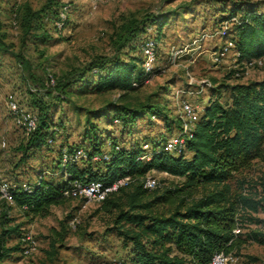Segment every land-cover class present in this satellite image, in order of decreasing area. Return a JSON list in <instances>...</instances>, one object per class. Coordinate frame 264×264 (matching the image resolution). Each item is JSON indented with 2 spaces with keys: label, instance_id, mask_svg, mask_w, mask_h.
Masks as SVG:
<instances>
[{
  "label": "rangeland",
  "instance_id": "obj_1",
  "mask_svg": "<svg viewBox=\"0 0 264 264\" xmlns=\"http://www.w3.org/2000/svg\"><path fill=\"white\" fill-rule=\"evenodd\" d=\"M234 1L259 2L264 9V0H109L96 5L88 0H0L2 31L9 44L7 50H0V179L15 185L34 183L40 176L58 181L60 149L65 151L68 146L90 149V142L84 136L88 119L97 126L95 132L101 149L109 150L114 140L124 148L142 144L148 153L150 144L143 145L145 141L170 137L178 130L176 126L168 130L162 116L150 119L148 105H160L168 120L175 117L180 125L181 101L187 99L193 103L200 115L208 99L214 98L210 83L214 86L219 82L260 79L264 75V56L258 58L260 63L247 68L234 58L232 50L219 60L213 58L214 50L225 41L218 36L221 13L227 14ZM45 3L58 11L66 6L63 24L57 25L58 16L51 19L43 16L37 25L25 29L22 23L25 8L38 9ZM13 11H17V17ZM146 16L164 19L160 33L151 25L146 33L145 29L132 42L116 50L111 35L119 25L125 19ZM227 25L230 27L228 22ZM156 34L154 70L136 88L96 91L92 87L96 70L79 76L96 55L141 57V41ZM17 53L20 59L15 56ZM49 75L54 77V83L49 81ZM10 93L22 112L41 117L39 104L48 109L49 125L54 127L51 141L23 152L32 131L25 129L9 110ZM227 98L228 93L223 91L220 100L225 102ZM122 105L144 106V109L132 122L111 123L114 113H118L117 107ZM104 106L107 115L92 114ZM76 161L79 167L91 165L93 169H103V163L88 159L87 153ZM146 175L155 179L152 191L180 184L183 179L157 169H150ZM229 183L233 192L264 193V159H256L235 173ZM211 187L191 188L188 199ZM7 205L0 201V232ZM8 207L9 220L5 224H20L22 233L8 238L6 246L14 245L17 249L0 264H107L133 256L132 243L118 233L113 222L116 211L103 210L99 201L84 196L68 198L51 206L48 215L33 218L14 204ZM167 209V205L161 204L153 207L161 212ZM249 213L252 219H244L240 231L255 229L264 234V212ZM23 235L29 238L21 239ZM27 247L30 250L24 252ZM230 258L232 264H264V244L246 241Z\"/></svg>",
  "mask_w": 264,
  "mask_h": 264
},
{
  "label": "trees",
  "instance_id": "obj_2",
  "mask_svg": "<svg viewBox=\"0 0 264 264\" xmlns=\"http://www.w3.org/2000/svg\"><path fill=\"white\" fill-rule=\"evenodd\" d=\"M50 6L45 3L38 9L26 7L23 27L30 29L43 16L47 19L57 17L59 11ZM13 13L17 17V11ZM223 21L231 22L228 33L239 52V62L264 56V9L260 8L259 2H231L228 13H221L220 22ZM164 24V19L157 16L125 19L111 35L112 45L119 50L149 25H155L156 33H160ZM2 27L0 19V50H7L9 44L4 40ZM155 39H158V34ZM15 56L21 57L18 53ZM92 70L97 71L92 85L94 90L119 88L125 91L141 85L154 69L145 72L138 55L130 54L125 59L117 54L113 57L96 55L79 76L83 77L86 71ZM231 73L233 71L228 77ZM209 87L214 98L208 99L180 153L164 150L166 137L153 142L145 141L144 144H150L148 153L142 144L124 148L114 140L110 149L105 151L99 147L96 124L88 119L84 136L90 142V149L84 151L88 159L102 162L103 169H93L91 165L79 167L76 160L63 162V149H60V179L54 181L40 176L34 183H28L29 189L17 184L12 192L14 206L29 218L44 217L49 214L51 206L72 198L64 192L75 182L84 184L100 180L111 184L119 177L130 175L134 180L109 193L101 201V208L116 211L113 222L118 233L132 243L131 259L141 264H206L213 253L222 251L231 254L246 241L264 244L262 232L255 229L240 231L243 220L252 219L249 212H264V193H256V190L233 192L229 183L235 173L249 167L256 159H264V75L245 82H219L214 86L210 83ZM223 91L228 93L225 102L220 100ZM39 106L41 117L37 115L36 127L23 145L24 153L49 142L48 139L52 140L54 127L49 125L48 109L41 104ZM117 109L118 113H114L111 123L115 119L129 123L142 112L144 106L129 108L122 105ZM146 111L149 118L162 116L168 130L173 126L179 127V120L175 117L168 120L169 116L160 105H148ZM107 112L104 106L93 110L92 114L100 116L107 115ZM74 149L68 146L64 150L70 153ZM150 169L183 179L180 184L152 191L142 183V178ZM199 185L212 187L200 196L188 199L191 188ZM159 204L167 205V211L153 210ZM8 209L7 205L2 213L0 262L17 249L14 245L6 246L8 238L22 233L20 224H5L9 220Z\"/></svg>",
  "mask_w": 264,
  "mask_h": 264
},
{
  "label": "built area",
  "instance_id": "obj_3",
  "mask_svg": "<svg viewBox=\"0 0 264 264\" xmlns=\"http://www.w3.org/2000/svg\"><path fill=\"white\" fill-rule=\"evenodd\" d=\"M109 0H88L93 5L101 4L108 2ZM65 9L64 6L58 14L59 19L57 20V25L61 26L63 24V20L65 17ZM228 21L221 22L220 29L218 30V36L222 37L225 41L224 43L217 47L213 52L214 60L221 59L229 50H232V54L234 58L238 61L239 52L235 48V42L231 38L228 33L229 26L227 25ZM231 25V22H228ZM224 24V25H222ZM149 25L146 28L145 33L150 29ZM156 45L157 41L155 37L146 36L141 41V67L145 72H150L153 70L154 62L156 60ZM261 58V57H260ZM239 62V61H238ZM261 60L258 58H252L250 60H242L239 63L243 64L246 68L248 65L253 63H260ZM237 74V73H236ZM49 81L54 83L55 79L52 75H49ZM7 106L9 110L15 115L17 121L21 123L25 129L33 131L37 124V116L28 111L22 112L19 109V105L15 97L10 93L7 95ZM181 113H182V122L178 127L176 135H171L170 137H166L163 148L165 151L178 154L185 148V139L191 135V131L194 128L195 122L199 117V112L197 107L193 105L187 99L181 101ZM118 121L117 119L114 120ZM51 141V139H48ZM148 146V144H144ZM86 153L81 147L75 148L72 152L68 153L63 151L62 161L66 162L68 160H77L79 158L85 157ZM134 178L130 175H125L117 178L111 184H105L100 180L91 181L89 183H80L75 182L73 186L66 190L64 193L66 195L71 196L72 198L84 196L91 200H96L101 202L109 193L117 191L120 187L126 186L131 183ZM143 186L147 189H152L155 186V179L152 176L146 175L142 178ZM17 185L11 183L6 179H0V199L5 201L8 205L13 204V190ZM22 187L24 189H29L28 184H23ZM237 231V230H235ZM29 238L28 235H23L21 239ZM30 250L29 247L24 248V252H28ZM230 253H224L222 251L215 252L208 260L206 264H232ZM107 264H141L139 261L128 258V259H114Z\"/></svg>",
  "mask_w": 264,
  "mask_h": 264
}]
</instances>
